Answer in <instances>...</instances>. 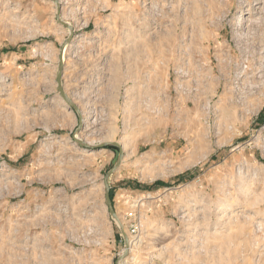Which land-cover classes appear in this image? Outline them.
Masks as SVG:
<instances>
[{"label":"rangeland","instance_id":"1","mask_svg":"<svg viewBox=\"0 0 264 264\" xmlns=\"http://www.w3.org/2000/svg\"><path fill=\"white\" fill-rule=\"evenodd\" d=\"M58 1L0 0V264H118L116 215L133 264H264V19L239 49L238 0Z\"/></svg>","mask_w":264,"mask_h":264},{"label":"bare ground","instance_id":"2","mask_svg":"<svg viewBox=\"0 0 264 264\" xmlns=\"http://www.w3.org/2000/svg\"><path fill=\"white\" fill-rule=\"evenodd\" d=\"M168 1V0H167ZM238 6H237V17L235 19V26H236V30H237V33L235 34L234 38L237 42V46L239 47V49H242L243 47H247V42L249 39H252V40H256V39H260L261 37V33L262 31H260L261 29V26H262V20L264 19V0H238ZM55 4V6L58 8V6L60 5L59 1L58 0H55V2H53ZM145 3V2H143ZM162 3V2H161ZM172 3V2H171ZM179 3V2H178ZM168 4V3H167ZM166 4V5H167ZM149 5V4H148ZM164 5V4H163ZM180 5V4H179ZM143 6V5H142ZM145 7V6H144ZM143 7V8H144ZM148 7V6H147ZM153 7V6H152ZM151 7V9H152ZM155 7V6H154ZM156 8V7H155ZM146 9V8H145ZM120 10V9H119ZM168 12V11H167ZM126 13V12H124ZM132 13V12H131ZM129 17V16H128ZM133 17V16H132ZM62 18V17H61ZM63 19V18H62ZM60 20V18H59ZM61 21V20H60ZM73 28L69 26V28H67L68 32H69V35L72 36L73 35ZM262 30V29H261ZM73 42V41H72ZM187 42V40H186ZM69 43V42H68ZM252 44V43H251ZM65 45H66V42L64 43V49H65ZM72 45V44H71ZM189 47H191L190 45H186V43H182L180 48L183 50V53L182 55H184V53H186V56L185 57H182L179 61V66L177 68V79H178V85H179V88L181 89V91H187L188 93L192 92V87H189L187 86V83L188 82H191V79H189L188 75H187V72L189 71L187 68H188V65H189V56L187 55V52L190 51ZM228 47V48H227ZM230 46H226L227 48V51H226V54L228 56H222V57H219L218 58V62L219 64H224L225 62L227 63H232L235 65L237 63V60L236 58L235 59H232L231 58V55L229 54L230 50H231V47L229 48ZM237 47V48H238ZM222 49V48H221ZM254 49V48H253ZM262 49L261 45H259L258 47H256V50L255 52H259L260 50ZM195 52H199L197 50H193ZM206 52V51H205ZM63 53H64V50H63ZM179 54V53H178ZM177 54V55H178ZM257 54V53H256ZM255 54V55H256ZM224 55V54H223ZM202 56V55H201ZM63 57V56H62ZM177 57V56H176ZM228 57V58H226ZM180 58V57H179ZM257 58V57H256ZM258 61V59H256ZM62 61V59H61ZM194 61V60H193ZM208 61V60H207ZM257 61H250L249 63L247 61L243 62L242 65L239 66L241 67L238 71L239 72H236L234 73L235 74V77L238 78L237 76L239 74L242 75V73H245L247 70H251V69H248L249 67H255V64L257 63ZM198 63V62H197ZM177 64V65H178ZM206 65V64H205ZM258 65V64H257ZM190 66V65H189ZM259 68V65L257 66ZM175 69V68H174ZM188 70V71H187ZM252 72V71H250ZM253 75H251L252 78L254 81V83H252L253 85H259L261 86L263 83H264V74L262 75V73L259 71V70H255L254 72H252ZM198 77V76H197ZM207 78V77H206ZM209 78V76H208ZM239 79V78H238ZM193 81V80H192ZM194 82V81H193ZM197 82V81H196ZM203 82V81H202ZM201 82V83H202ZM242 82V81H241ZM192 83V82H191ZM97 84V83H96ZM189 84V83H188ZM194 84V83H193ZM236 86H234L233 89H230L229 91L231 92L232 90V93H239L240 89L242 88V86L240 87L239 85L235 84ZM243 85V84H242ZM95 86V85H94ZM206 86V85H205ZM244 86V85H243ZM93 88V87H92ZM256 88V87H255ZM194 90H196L194 88ZM228 91V92H229ZM65 94V92H64ZM66 97V96H65ZM126 100V99H125ZM65 103H67L68 105H73V103L71 101L68 100V98L66 97V100H64ZM74 106V105H73ZM75 107V106H74ZM80 110V109H79ZM82 111V110H81ZM126 113V112H125ZM124 113V114H125ZM83 118V117H82ZM84 129V128H83ZM121 139V141H120ZM119 141H115L113 139V135L110 134L109 137H107L106 141H94V140H90V141H87V140H82L80 138V136L78 134H76L74 136V140L76 143L80 144L81 146H84V147H95V146H98V145H101L103 144L104 142H108V143H114L116 144L118 147H119V151H120V154L121 156H123L124 154V151L126 150V145H127V139L123 137L120 138ZM125 157V156H124ZM121 162L123 161V157L122 159L120 160ZM231 219V218H230ZM115 220L117 222V225L118 227L121 229V231L126 235V239H127V244L125 246V249L122 251V254H119L120 255V260L118 262V264H133V262L136 260V255L135 254V250H138L140 247H141V243H140V240L141 238L140 237H130L129 235H127V231L126 229L124 228L120 218H118V216L116 215L115 216ZM219 221V220H218ZM153 249V248H152ZM142 250V249H141ZM139 251V250H138ZM157 256V255H156ZM160 256V255H159ZM153 258V257H152ZM156 258V257H155ZM139 261V260H138ZM137 262V261H136ZM135 262V263H136ZM140 262V261H139ZM138 262V263H139Z\"/></svg>","mask_w":264,"mask_h":264},{"label":"water","instance_id":"3","mask_svg":"<svg viewBox=\"0 0 264 264\" xmlns=\"http://www.w3.org/2000/svg\"><path fill=\"white\" fill-rule=\"evenodd\" d=\"M50 1H52V2H55V0H50ZM58 11H59V9H58ZM60 22V21H59ZM61 23V22H60ZM62 24V23H61ZM66 28H69L66 24H63ZM71 35V34H70ZM70 38V37H69ZM63 50H64V47L62 46L61 47V50H60V55H59V66H58V74H57V79H56V81H57V88H58V92H59V94H60V96L62 97V99L63 100H66V95L64 94V92L62 91V88H61V80H60V77H61V72H62V61H61V59H62V54H63ZM70 106H72L73 108H74V106L73 105H71V103H70ZM112 145L113 146H117L116 144H114V143H112ZM118 147V146H117ZM105 186H107L106 185V183H105ZM106 204H107V206H108V210H109V213L111 214V216L112 217H114V213H113V211H112V209H111V205H110V201H109V196H108V188H107V190H106Z\"/></svg>","mask_w":264,"mask_h":264}]
</instances>
